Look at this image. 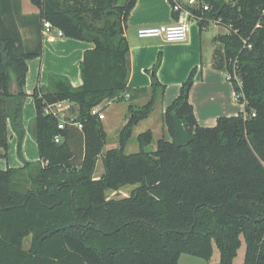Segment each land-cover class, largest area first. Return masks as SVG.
<instances>
[{
  "label": "trees",
  "instance_id": "trees-1",
  "mask_svg": "<svg viewBox=\"0 0 264 264\" xmlns=\"http://www.w3.org/2000/svg\"><path fill=\"white\" fill-rule=\"evenodd\" d=\"M136 1L31 0L38 12L24 14L21 0H0V157L7 155L9 121L21 151L27 60L43 51L44 21L94 44L80 64L82 85L52 72L32 93L40 158L0 169V264H179L182 254L210 261L216 248L217 264H234L243 243V264H264V0H198L191 8L200 31L213 23L227 29L215 37L224 57L217 66L231 76L242 112L200 125L190 102L196 66L164 114L172 140L159 138L146 150L154 139L148 129L137 137L140 150L126 152L166 88L155 74L159 57L150 99L129 104L119 146L103 154L108 133L91 109L149 93L129 86L125 32ZM60 101L71 103L82 130L59 129V119L45 112ZM175 114L192 136L183 145L175 142ZM99 159L104 172L97 177ZM126 186L133 188L124 197L107 195Z\"/></svg>",
  "mask_w": 264,
  "mask_h": 264
},
{
  "label": "crops",
  "instance_id": "crops-1",
  "mask_svg": "<svg viewBox=\"0 0 264 264\" xmlns=\"http://www.w3.org/2000/svg\"><path fill=\"white\" fill-rule=\"evenodd\" d=\"M172 1L137 0L127 18L125 32L130 44V87L135 89L147 88L150 93L154 75L152 69L159 57H161V64L155 74L166 88L163 93L159 90L155 108L160 118L159 127L161 130L160 135L162 136L160 138L168 139L166 138L167 133L169 134L168 140H171L172 136L164 120L165 111L179 95L182 83L196 66L199 69L191 88L190 102L193 105L196 119L200 125L214 126L219 117L238 115L244 110V104L238 101L237 94L232 82L227 77L226 70L220 65L217 66V63L222 64L224 61L222 45L215 40L217 34L213 32V42L218 44L214 45L213 43L214 46H207L205 29L200 31L197 21L191 19L187 39L183 42L173 43L166 42L162 38H140L138 36L137 30L139 27L170 24L176 20ZM21 32L24 38H29L30 32L28 28L22 27ZM42 37L43 51L41 55L27 60L28 71L25 90L28 95L32 96L37 85L47 86L49 74L52 72L67 76L75 87L82 85L83 79L80 64L84 58L85 51L93 48L94 44L65 36L60 37L57 28L50 32L43 31ZM217 45H220V50L217 49ZM123 96L128 102L126 109L130 103L142 106L141 104L147 99L143 97L128 100L125 95ZM118 101L116 99L103 103L106 114L104 120L107 118L108 111L109 113L111 112L109 116L113 123L115 121L114 124H121L124 121L126 109L122 105L118 106ZM65 105L69 107L71 103L67 102ZM30 112L29 105L24 101L23 121L25 124L29 121ZM152 113L148 118L139 121L135 129H138L142 121L152 118ZM113 123L111 122L110 126L105 127L107 132L111 129ZM143 129L142 131L138 130L137 137L148 129L152 130L154 136L153 126H148L147 128L144 126ZM33 143L35 144V141L28 135L24 141V150H26V147L27 149H32ZM1 152L4 153V150H1ZM2 158L4 157H0V169L22 165L21 161L17 160L11 164L8 161L4 162ZM39 158L38 155V160Z\"/></svg>",
  "mask_w": 264,
  "mask_h": 264
},
{
  "label": "rangeland",
  "instance_id": "rangeland-1",
  "mask_svg": "<svg viewBox=\"0 0 264 264\" xmlns=\"http://www.w3.org/2000/svg\"><path fill=\"white\" fill-rule=\"evenodd\" d=\"M22 1V12L24 14H35L38 12V8L36 5H34L31 0H21ZM194 20V19H193ZM196 21V20H195ZM191 24V21H190ZM226 27L222 26V25H210L209 27L205 28V36H206V40H207V46L209 45L210 47L214 46L215 44H218L216 42H213V32L214 34H219V33H224L226 32ZM214 43V45H213ZM217 49L220 50V45H217ZM151 89H150V93H148L145 97L147 98L143 104L147 103L148 100L151 97ZM26 104L29 105L31 112H30V117H29V121L28 123H24L26 132L22 141V145H21V151H20V147H19V138L18 136L14 133V130L12 128V125L9 121L8 125L10 124V126L8 127V147H7V155L6 157L2 158L4 162H10L11 164L15 163L17 160L21 161L22 165L18 166L21 167L25 164V161L28 162H32L35 163L38 161V155H39V151H38V147L36 146V140L35 137L31 131V126L34 123L35 120V116H36V106L34 103V97L33 96H29L27 95L25 100ZM28 102V103H27ZM127 101L124 99H120L117 104L118 106L122 105V107H124L126 109L127 107ZM141 104V105H143ZM68 105V104H66ZM70 107V106H69ZM67 106L66 111H65V115L66 117H74L76 114L72 111L71 107L69 108ZM156 107V106H155ZM125 119L121 124H114L113 120H111V117L109 116L110 113L107 111V118L106 120H103L104 126H110V123L112 122L113 124L111 125V129H109L108 133V139H107V144L105 145L104 149H103V154L110 148H117L119 146V133L120 130L122 129V127L128 122L129 120V116H130V112L128 111V108L125 110ZM160 118H159V113L157 111V109L155 108V111L152 113V118L142 121L140 126L138 127V129L134 128L133 130V134L127 144L126 147V152L131 153V152H137L140 150V145L139 142L136 139V134L139 131L144 130L143 127L146 126V128L148 126H153L154 129V139L152 141L151 144H149L148 146H146V150H155L156 146H157V139L162 137L160 135ZM141 128V129H139ZM139 130V131H138ZM30 135L31 138L33 139V141H35V144L33 143L32 145V149L26 147V150H24V141L25 138ZM166 138L169 139V134L166 133ZM172 140V137H171ZM5 164V163H4ZM104 172V166H103V162L102 159H99L98 164H97V169H96V173L95 175L97 177L101 176L102 173ZM133 188V186H126L124 188H121L119 190H107V195L109 197L112 198H121L124 197L126 195L129 194L130 190ZM28 244V241H27ZM26 244V245H27ZM244 256H245V243H243L242 247L239 250V253L237 255V257L235 258L234 264H243L244 261ZM220 260V252L219 250L216 248L214 255L212 257V259L210 261H207L203 258L197 257V256H193L190 254H182L180 260H179V264H217Z\"/></svg>",
  "mask_w": 264,
  "mask_h": 264
},
{
  "label": "built area",
  "instance_id": "built-area-1",
  "mask_svg": "<svg viewBox=\"0 0 264 264\" xmlns=\"http://www.w3.org/2000/svg\"><path fill=\"white\" fill-rule=\"evenodd\" d=\"M198 4V0H173L172 1V7L173 11L178 14V18L173 23L170 24H161V25H152V26H142L139 27L137 30L138 36L140 38H162L166 42H183L187 39L188 32L190 30V20L194 19L195 16L192 13L191 8L196 6ZM205 9L208 8V6H204ZM55 27L52 25V23L49 20H45L43 23V31L44 32H50ZM58 35L60 37L64 36L63 31L61 29H58ZM228 79L231 78V76H228ZM237 94V98L239 97V94ZM128 99L129 95H125ZM68 101H60L57 103L49 104L45 108V112L47 114L53 115L59 119L58 127L59 129H64L66 125H73L78 127V129L82 130L84 128L83 123H80L75 120L74 117H66L64 114L66 111L67 106L65 103ZM92 115H97L100 119H105V112L103 104L94 106L91 109ZM55 141L57 143L62 141L61 135L55 136Z\"/></svg>",
  "mask_w": 264,
  "mask_h": 264
},
{
  "label": "water",
  "instance_id": "water-1",
  "mask_svg": "<svg viewBox=\"0 0 264 264\" xmlns=\"http://www.w3.org/2000/svg\"><path fill=\"white\" fill-rule=\"evenodd\" d=\"M11 91L12 93L18 92V86L16 80L12 79L11 84ZM175 142L177 145H183L192 140V136L190 135L189 131L185 127L184 120L180 119L177 114H175Z\"/></svg>",
  "mask_w": 264,
  "mask_h": 264
}]
</instances>
